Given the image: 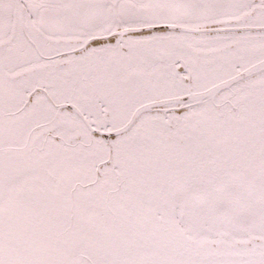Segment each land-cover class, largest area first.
<instances>
[{"label": "snow or ice", "instance_id": "1", "mask_svg": "<svg viewBox=\"0 0 264 264\" xmlns=\"http://www.w3.org/2000/svg\"><path fill=\"white\" fill-rule=\"evenodd\" d=\"M0 264H264V0H0Z\"/></svg>", "mask_w": 264, "mask_h": 264}]
</instances>
